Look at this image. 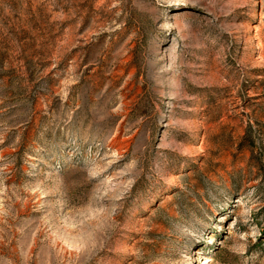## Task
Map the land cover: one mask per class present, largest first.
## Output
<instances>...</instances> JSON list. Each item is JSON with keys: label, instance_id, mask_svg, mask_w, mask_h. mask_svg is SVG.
Returning a JSON list of instances; mask_svg holds the SVG:
<instances>
[{"label": "rangeland", "instance_id": "rangeland-1", "mask_svg": "<svg viewBox=\"0 0 264 264\" xmlns=\"http://www.w3.org/2000/svg\"><path fill=\"white\" fill-rule=\"evenodd\" d=\"M0 264H264V0H0Z\"/></svg>", "mask_w": 264, "mask_h": 264}, {"label": "trees", "instance_id": "trees-1", "mask_svg": "<svg viewBox=\"0 0 264 264\" xmlns=\"http://www.w3.org/2000/svg\"><path fill=\"white\" fill-rule=\"evenodd\" d=\"M249 130V132H248ZM247 130V134L244 137V143H246V145H251L255 143V140L253 138H251V126H249V129Z\"/></svg>", "mask_w": 264, "mask_h": 264}]
</instances>
